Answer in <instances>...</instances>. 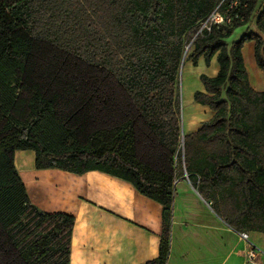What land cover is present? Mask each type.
Here are the masks:
<instances>
[{"label": "trees", "instance_id": "trees-1", "mask_svg": "<svg viewBox=\"0 0 264 264\" xmlns=\"http://www.w3.org/2000/svg\"><path fill=\"white\" fill-rule=\"evenodd\" d=\"M234 1L242 21L195 37ZM252 21L256 33L228 43ZM252 41L264 75L259 0H0V264L70 257L73 217L29 202L15 151H33L38 170L106 173L159 203L158 255L146 264L167 263L180 177L233 230L264 234V91L251 88L241 53ZM214 56L217 76L201 75L193 95L214 114L182 135V65ZM18 89L30 94L23 119L12 115Z\"/></svg>", "mask_w": 264, "mask_h": 264}, {"label": "crops", "instance_id": "crops-1", "mask_svg": "<svg viewBox=\"0 0 264 264\" xmlns=\"http://www.w3.org/2000/svg\"><path fill=\"white\" fill-rule=\"evenodd\" d=\"M242 28L247 31L249 23ZM254 47L253 41L245 43L241 53L251 88L262 93L264 75L256 66ZM185 63L182 135L195 133L212 118L214 113L195 103L193 95L204 92L201 75L215 78L219 72L216 56L208 66L203 57L196 66L189 60ZM13 165L34 207L73 217L69 264H146L157 257L162 206L131 183L100 171L76 175L60 169L38 170L30 150L15 151ZM174 190L166 264H246L250 247L264 254V234L247 232L248 241L240 240L239 232L212 210L211 202L200 197L186 176L176 181Z\"/></svg>", "mask_w": 264, "mask_h": 264}, {"label": "rangeland", "instance_id": "rangeland-1", "mask_svg": "<svg viewBox=\"0 0 264 264\" xmlns=\"http://www.w3.org/2000/svg\"><path fill=\"white\" fill-rule=\"evenodd\" d=\"M263 2H264V0H259L260 5ZM249 26H250V28H247V31L252 32V33L257 32L253 21L249 22ZM244 31L245 30L242 27L236 29L233 32V34L231 35V37L228 39V43L231 44L232 42L239 39V37L244 33ZM186 61H188V60H186ZM182 66L183 67L179 73L178 88H179V93H180V97H181V104H182V107L180 108V110L182 109V113H183V109L185 106V99H186L184 87H185V77H186V73H187V63L183 64ZM29 96H30V94L27 90L18 89L17 101H16V103L13 107V110H12V115L15 118L23 119L26 116V114L28 112L27 102H28ZM180 120L183 122V118L180 117ZM256 263L257 264H264V254H261L259 252V254L257 256ZM246 264H248V262H246Z\"/></svg>", "mask_w": 264, "mask_h": 264}, {"label": "built area", "instance_id": "built-area-1", "mask_svg": "<svg viewBox=\"0 0 264 264\" xmlns=\"http://www.w3.org/2000/svg\"><path fill=\"white\" fill-rule=\"evenodd\" d=\"M237 2L234 1L229 8L225 9L223 12L219 11L220 5H218L213 12L199 24V29L195 35L197 37L200 35L202 32H210L212 27H218V26H231L233 19H238L242 21V17L239 16L238 14H235L234 16L232 15V10L234 7H236ZM195 37L192 39V41L195 39ZM190 42V44L192 43ZM189 47V46H188ZM186 48V50L188 49ZM239 238L240 240L247 242L248 241V235L247 233H239ZM259 252L253 247H250L247 251L246 255V262L248 264H257V256Z\"/></svg>", "mask_w": 264, "mask_h": 264}]
</instances>
